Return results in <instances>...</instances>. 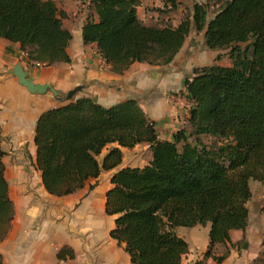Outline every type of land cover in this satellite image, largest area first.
I'll return each mask as SVG.
<instances>
[{
    "label": "trees",
    "instance_id": "trees-1",
    "mask_svg": "<svg viewBox=\"0 0 264 264\" xmlns=\"http://www.w3.org/2000/svg\"><path fill=\"white\" fill-rule=\"evenodd\" d=\"M210 2L219 4L213 15ZM169 3V12L176 11L177 3ZM91 4L96 18H87L82 42L96 47L113 74L135 63L169 65L191 30L203 34L207 50L220 53L216 62L223 53L229 66L196 68L184 80L192 107L172 142L158 139L156 123L135 100L105 108L84 97L45 111L34 132L42 185L51 196L72 195L102 172L118 169L121 149L147 146L145 166L119 169L110 179L104 205L105 215L115 217L110 238L124 247L131 264H181L188 246L175 230L209 224L203 257L221 264L229 250L215 255L216 246H226L231 232L248 226L249 183L264 185V0L194 3L176 26L169 20L145 25L137 15L140 0ZM169 12L158 11L162 17ZM64 19L50 0H0V39L18 44L29 65L68 64L72 37ZM3 156L0 140V242L14 218ZM67 252L62 248L57 257ZM252 264H264V249Z\"/></svg>",
    "mask_w": 264,
    "mask_h": 264
},
{
    "label": "crops",
    "instance_id": "crops-1",
    "mask_svg": "<svg viewBox=\"0 0 264 264\" xmlns=\"http://www.w3.org/2000/svg\"><path fill=\"white\" fill-rule=\"evenodd\" d=\"M140 1V7L155 4L154 7L163 8L167 5L160 0ZM195 2L201 4L199 0ZM140 7L137 15L145 25H154L160 20L159 16L147 18L144 14L147 22L154 17L153 24L147 23L139 17ZM63 11L67 18L70 17L67 10ZM182 11L179 6L174 11L178 16L177 24ZM162 18L171 19L168 15ZM84 24L81 17L68 24L63 20V28L72 37L67 48L68 64L29 65L26 52H22L18 44L0 39V140L4 152V178L14 209L11 227L0 242L4 264H131L124 247L109 236L115 217L105 215V195L112 187L110 179L117 170L145 166L136 165L140 161L138 157H126L135 152H148V147L121 149L122 164L118 169L102 172L72 195L51 196L45 191L35 165L34 132L37 120L45 111L84 97L105 108L135 100L145 116L156 123L158 139L172 142L176 132L186 123L192 107L186 98L184 80H190L196 68L229 66V60L223 53L221 60L216 62L215 58L220 53L207 50L203 34L191 30L169 65L152 67L135 63L124 74L116 75L110 72L94 45L83 44L81 31ZM16 63L21 64L28 79L35 84L50 85L58 96L54 97L49 92L45 95L28 93L9 73ZM71 92L74 94L68 99ZM106 153L107 149L103 150L98 160ZM90 186H93L91 190ZM209 229L207 224L175 230V234L188 246L181 264H217L211 258L203 257L208 246ZM240 239L241 236L230 233V243L226 244L229 254L221 264L253 263L256 253L255 250L250 251L254 248L251 247L252 242H246L237 252L236 244ZM62 248L68 252L58 258ZM223 248L225 246H217L218 253Z\"/></svg>",
    "mask_w": 264,
    "mask_h": 264
},
{
    "label": "rangeland",
    "instance_id": "rangeland-1",
    "mask_svg": "<svg viewBox=\"0 0 264 264\" xmlns=\"http://www.w3.org/2000/svg\"><path fill=\"white\" fill-rule=\"evenodd\" d=\"M50 1H53L59 10H61V11L67 10L66 11L67 14L70 15V17H68V18L66 15L65 22L67 24L70 23V21L78 20V18H80V17L84 22L87 21V18H93V19L96 18V14H95V11H94L93 6L91 4V0H50ZM171 1H175L177 3V7L179 6L180 9H183V10L184 9L185 10L186 9L191 10L193 3H196L195 0H171ZM221 1H223V0H221ZM160 2H164L167 5H165L163 8L154 7V6H156L155 4H151V5L149 4L148 7L142 6L139 9V13H138L139 17H142V18H144L146 16H147V18H148V16L149 17H151V16L156 17V16H160L158 11H161L163 13H165L167 11L169 12V9H167V8H170L169 0H160ZM199 2L201 4H203V3H207V0H205V2L199 0ZM218 6H219V4H214V2H210V9H209L210 15H213V13L215 12V10ZM176 13L174 12V13L168 14V17L171 18L169 20L170 25L174 26L177 24V22H178L177 17L178 16L176 17ZM182 13H183V11H182ZM72 14H74L73 17H72ZM144 14L146 16H144ZM181 17H182V14H181ZM153 18L154 17H152V20L150 19L148 22H147V19L144 18V21H146L147 23L153 24L154 23ZM160 20H165V18L161 17ZM38 65H40V64H38ZM136 157L140 158V161L137 162L136 165L143 166V165H146V163L148 162V159L150 158V153L145 152V151L135 152V153H131L126 158L129 159V158H136ZM249 187H250L252 196H251L250 201L247 204V207L249 210L248 226L244 232L233 231V235L237 234V235L241 236L240 241L236 244L238 246L237 252H239V250L242 249V246L246 242H248V243L252 242L251 247L253 246L254 248L250 249V251L255 250L256 257H257L259 252H261L264 249L261 246V243L264 241V215L261 213V207H262L263 202H264V185H261L259 183H255V182H250ZM218 246H220V245H218ZM222 247H224V246H222ZM227 249H229V248H227ZM213 252L215 253V255H221L225 252V249L223 248L222 251L218 253L217 246H216V248Z\"/></svg>",
    "mask_w": 264,
    "mask_h": 264
},
{
    "label": "water",
    "instance_id": "water-1",
    "mask_svg": "<svg viewBox=\"0 0 264 264\" xmlns=\"http://www.w3.org/2000/svg\"><path fill=\"white\" fill-rule=\"evenodd\" d=\"M13 77L17 79L18 84L25 88L30 94L45 95L47 92L51 93L54 97L58 96V92L55 91L50 85L47 84H35L31 79L27 78V72L23 70L20 63H16L12 70L9 72ZM74 92L68 94V99H71Z\"/></svg>",
    "mask_w": 264,
    "mask_h": 264
}]
</instances>
